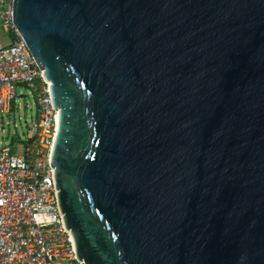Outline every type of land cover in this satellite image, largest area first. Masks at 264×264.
I'll return each mask as SVG.
<instances>
[{
	"label": "water",
	"instance_id": "obj_1",
	"mask_svg": "<svg viewBox=\"0 0 264 264\" xmlns=\"http://www.w3.org/2000/svg\"><path fill=\"white\" fill-rule=\"evenodd\" d=\"M52 84L83 264H264V0H10Z\"/></svg>",
	"mask_w": 264,
	"mask_h": 264
},
{
	"label": "built area",
	"instance_id": "obj_2",
	"mask_svg": "<svg viewBox=\"0 0 264 264\" xmlns=\"http://www.w3.org/2000/svg\"><path fill=\"white\" fill-rule=\"evenodd\" d=\"M0 18L10 43H0V114L9 113L19 85L34 93L37 119L22 153L0 148V264H83L59 205L52 163L60 122L52 84L11 21ZM14 33L15 37H12Z\"/></svg>",
	"mask_w": 264,
	"mask_h": 264
},
{
	"label": "rangeland",
	"instance_id": "obj_3",
	"mask_svg": "<svg viewBox=\"0 0 264 264\" xmlns=\"http://www.w3.org/2000/svg\"><path fill=\"white\" fill-rule=\"evenodd\" d=\"M0 5L4 9L8 7V4L1 1ZM3 26V20L0 18V43H10L11 36L5 33ZM37 112L34 93L29 87L19 85L10 112L0 114V148L11 147L13 153H22L30 125L37 119Z\"/></svg>",
	"mask_w": 264,
	"mask_h": 264
},
{
	"label": "trees",
	"instance_id": "obj_4",
	"mask_svg": "<svg viewBox=\"0 0 264 264\" xmlns=\"http://www.w3.org/2000/svg\"><path fill=\"white\" fill-rule=\"evenodd\" d=\"M12 37H13V38L15 37L14 33H12Z\"/></svg>",
	"mask_w": 264,
	"mask_h": 264
}]
</instances>
